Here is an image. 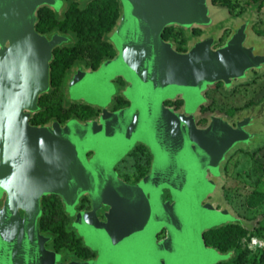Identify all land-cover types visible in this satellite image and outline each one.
<instances>
[{
  "label": "water",
  "instance_id": "water-1",
  "mask_svg": "<svg viewBox=\"0 0 264 264\" xmlns=\"http://www.w3.org/2000/svg\"><path fill=\"white\" fill-rule=\"evenodd\" d=\"M46 1L0 0V264L223 263L228 255L207 246L203 234L225 225L251 228L209 196L220 189L231 153L243 146L249 151L260 135L251 126L264 107L232 120L210 114L205 127L197 125L198 111L209 86L221 82L230 92L253 71L264 73V42L248 43L256 5L213 49L225 28L215 26L211 0H117L119 17L106 36L117 55L94 71L74 65L63 85L68 103L99 108L98 119L31 126L49 86L53 50L70 41L68 34L35 31ZM170 26L184 30L186 53L162 40ZM194 27L203 34L191 37ZM118 77L127 84L123 91L113 83ZM115 94L130 106L110 112ZM177 95L184 101L179 112L163 105ZM137 143L150 149L153 163L129 185L114 166ZM52 194L62 199L95 260L62 263L61 254L45 247L50 237L39 230L41 199ZM84 194L92 209L76 212ZM102 207L104 220L97 217ZM163 229L165 238L157 241Z\"/></svg>",
  "mask_w": 264,
  "mask_h": 264
},
{
  "label": "rangeland",
  "instance_id": "rangeland-1",
  "mask_svg": "<svg viewBox=\"0 0 264 264\" xmlns=\"http://www.w3.org/2000/svg\"><path fill=\"white\" fill-rule=\"evenodd\" d=\"M88 1L90 0H76L82 11L86 8L89 10L90 7L84 5ZM45 3L57 15L64 13L68 6L65 0H47ZM253 3L254 0H215L214 5H211L215 15V26L225 28L224 32L226 29L228 31L240 19L248 15V9ZM96 5L101 6V3H96ZM81 19L96 21L97 16H90L87 11L83 12ZM252 20V33L248 38V43L264 42V3L261 8L256 9ZM86 28V33L76 36V39L73 35L68 34L70 41L65 45L67 47L75 46L76 62L89 66L94 60L97 48L100 47V50L105 51V49H101L105 34L100 31V36H97L98 32L90 33L88 32L89 27ZM224 32L221 34L223 40L227 36ZM171 33L180 38L176 29ZM105 52L113 54L112 49H107ZM56 58H59L58 54ZM249 79L247 82H237L230 92H224L220 85L210 88L206 94L209 101L203 106L198 116L199 124L205 125L210 114L222 115L232 120L238 113L256 109L261 105L264 107V73L253 71L249 75ZM47 90H49V86L45 92ZM69 108L72 114L78 115L82 119L92 118L96 115L93 109L83 105L69 107L64 100L62 85L53 83L51 91L41 98L40 112L34 117L33 122L63 118ZM251 129L259 131L260 135L254 137L247 145L249 151L243 146L231 153L223 166L220 189L209 196V200L213 201L218 209L223 206L228 207L233 214L244 220L251 228L246 233L226 228L207 237L209 244H218L222 247L223 252L218 251L221 255H228L227 260L221 261L225 264H231L238 254H243V264H264V114L259 120L253 122ZM58 209L55 202L53 210L56 214L51 218V223L54 225L60 222ZM66 241H70L73 245L71 239Z\"/></svg>",
  "mask_w": 264,
  "mask_h": 264
},
{
  "label": "flooded vegetation",
  "instance_id": "flooded-vegetation-1",
  "mask_svg": "<svg viewBox=\"0 0 264 264\" xmlns=\"http://www.w3.org/2000/svg\"><path fill=\"white\" fill-rule=\"evenodd\" d=\"M168 28L170 29V32H168L167 36L164 37V32ZM174 29H176L178 31L180 38H177L176 34L171 33L172 30H174ZM35 31L41 35H44V34L38 32V30L36 29V25H35ZM110 32L111 31H109L106 34V36ZM224 33L227 34L225 39L223 40V36H220L218 42L213 46V49H216V48L222 46L226 42L227 38L229 37V35L231 33V29H228V31L226 29V32H224ZM202 34H203V30H201L199 28L194 27L191 29V37H193V38L199 37ZM161 38L164 42L172 43L174 50L178 53H186L188 51L187 50L188 38H187L184 30L179 26L166 27L161 34ZM105 41L111 46V49L113 50V54L110 57L103 59L102 61L107 60V59H113L117 55L115 48L106 39V37H105ZM63 47H67V45L62 46V47H57V48H63ZM57 48H55V49H57ZM102 61H100V63L95 68H93L92 65L88 66V65L83 64V63H76V64H81L85 67V69H91L94 71V70L98 69V67L100 66ZM64 81H65V78L61 84L63 95H64V92H63ZM113 83L116 84L117 89L119 91H123L127 85L126 82L121 77H118L115 80H113ZM217 85H220L221 88L223 87V83L220 82V83H217L213 86H209L207 88V90L203 93V95L205 96V98L207 100V103L209 101V99L206 95L208 90L214 86H217ZM51 88H52V83L50 80L49 90L40 95L38 102H37V110L35 113H33L30 116V118L28 120V122L31 126H42V125H47L51 122H58L59 124L63 125L66 122L73 120V119H75L81 123H84V122H88V121L97 120L98 117L100 116L101 110L99 108H97V107L95 108L93 106H89V105H86L83 103H75V102L67 103L65 95H64L65 103L68 104L69 107H72L75 105H83L87 108L93 109L96 112V115L93 116L92 118L82 119L78 115L72 114L71 110L69 108L66 111V112H69V115L65 116L66 115L65 114L63 118H53V119L47 120L46 122H43V123L33 122L34 117L40 112V100H41V98L44 95L48 94L51 91ZM207 103H204L200 106L199 111H198V116H199V113L201 112V110L203 109V106ZM183 104H184V101L180 95H177L175 98H172V99H167L163 102V105L165 107L171 108L175 112H179L182 109ZM129 106H130V101L128 99H126L121 94H115L112 98L111 104L108 106V110L110 112H115V111H119L121 109H125ZM206 124H207V121H206L205 125H203V126L200 125L199 124V118L197 119V125L199 127H205ZM92 154H93L92 152H89L87 154V158L89 159L92 156ZM152 163H153V155H152L150 149L142 143H137L132 150H130L120 161H118L115 164L114 171L116 172L118 179L122 180L126 184L134 185V184H137L141 179H143L145 176H147L150 173L151 168H152ZM163 199L164 200L169 199V195L167 194V191H165ZM55 202H56V205H58L59 210H60L59 214L61 215L60 218L62 219L61 226L60 225L54 226V224L51 223V220L48 217L45 218L44 221H42L43 217H45L47 207L50 208L52 203H55ZM41 208H42V215H41V218L39 220V230H40L41 234L50 237V243H47L45 245V247L50 248L51 250H53L57 254H61L62 255L61 262L62 263H68L71 260L89 261V260H95L97 258V253L92 251L90 248L86 247L83 243L82 238L79 237V235L77 234V231L72 228V225H71L72 219H71L69 213L66 212L65 205H64L62 199L60 198V196L53 195V194L48 195V196H43L41 199ZM91 209H92V202L89 199L87 194L82 195L79 198L78 203L74 207V210L76 212H90ZM104 211H106L105 207H102V209L97 211L98 219L104 220V216H103ZM62 233H66L67 237H64L65 240H63V242H61L60 244L57 245L55 242L56 236L59 234H62ZM67 238L71 239V240L75 239V241L72 240L73 245H71L70 241H66ZM164 238H165V230L163 229L161 232H159L157 234V241H160Z\"/></svg>",
  "mask_w": 264,
  "mask_h": 264
},
{
  "label": "trees",
  "instance_id": "trees-1",
  "mask_svg": "<svg viewBox=\"0 0 264 264\" xmlns=\"http://www.w3.org/2000/svg\"><path fill=\"white\" fill-rule=\"evenodd\" d=\"M67 2V8L61 15H57L53 10H51L48 7H41L37 11V22H36V29L38 32L42 34H50L54 31H57L62 34H71L76 39V36L81 35L82 33H86L87 28L88 32H98L97 36H100L99 32L103 31L105 34L104 41L101 46V49H111V46L105 41L106 34L112 30L114 25L116 24V21L119 17L120 13V5L117 0H90L86 4V6H89V10L84 9L83 11L79 9L78 5L79 2H76V0H65ZM215 0H211L213 3ZM101 3L100 5H96V3ZM264 0H254V3L256 5V9L261 8L263 5ZM91 15H96L97 20L91 21L89 20H83L81 19V16L83 12H87ZM63 18L62 20H60ZM168 32H170V29H166L164 32V37L167 36ZM75 46L70 47H63V48H57L53 51V58L50 63V80L51 83L56 84H62L64 78L66 77L69 69L76 65V54H75ZM104 50H100V47L96 50V55L94 57L93 62L91 63L92 67L95 68L97 65L102 61L103 59L110 57L112 54H106ZM59 55V58H56V55ZM76 62V63H75ZM65 116L69 115V112L65 113ZM46 119H43L42 121L36 122V123H43L46 122ZM54 204L49 207H47V211L45 214V217H43L42 221L45 220V218H53L55 217L54 212ZM59 210V209H58ZM60 211V210H59ZM61 216V215H60ZM60 218V217H59ZM59 223L55 224L56 226H61L62 219H59ZM54 225V226H55ZM226 228L235 229L237 231H240L241 233L249 232V230L243 228L239 225H225L222 227H219L217 229H211L206 231L203 234V238L205 241V244L210 247H214L218 249L219 251H222V247H220L218 244H209V239L207 237L211 234H214L218 231L224 230ZM64 237H67L66 233H62L56 236V244H60L63 242ZM68 239V238H67ZM75 241V239H72ZM228 251V250H226ZM223 252V251H222ZM243 254H238L234 261L231 264H243ZM219 264H225V263H219Z\"/></svg>",
  "mask_w": 264,
  "mask_h": 264
}]
</instances>
